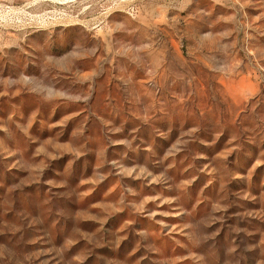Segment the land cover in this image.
Listing matches in <instances>:
<instances>
[{"label":"rangeland","instance_id":"1","mask_svg":"<svg viewBox=\"0 0 264 264\" xmlns=\"http://www.w3.org/2000/svg\"><path fill=\"white\" fill-rule=\"evenodd\" d=\"M54 1L0 0V264H264V0Z\"/></svg>","mask_w":264,"mask_h":264},{"label":"bare ground","instance_id":"2","mask_svg":"<svg viewBox=\"0 0 264 264\" xmlns=\"http://www.w3.org/2000/svg\"><path fill=\"white\" fill-rule=\"evenodd\" d=\"M57 1V0H56ZM56 1H54V2H56ZM62 1V0H61ZM66 2V1H65Z\"/></svg>","mask_w":264,"mask_h":264}]
</instances>
